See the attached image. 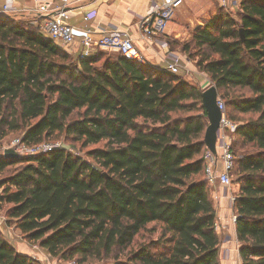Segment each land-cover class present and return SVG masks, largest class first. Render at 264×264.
Instances as JSON below:
<instances>
[{"label": "trees", "instance_id": "1", "mask_svg": "<svg viewBox=\"0 0 264 264\" xmlns=\"http://www.w3.org/2000/svg\"><path fill=\"white\" fill-rule=\"evenodd\" d=\"M239 8L238 19L207 21L192 43L238 123L232 183L242 264H264V0ZM13 16L0 13V145L15 133L28 144L63 135L80 149L1 154V226L64 263L221 264L202 89L120 53L73 56ZM15 231L0 228V264H42L37 252L16 250Z\"/></svg>", "mask_w": 264, "mask_h": 264}, {"label": "built area", "instance_id": "2", "mask_svg": "<svg viewBox=\"0 0 264 264\" xmlns=\"http://www.w3.org/2000/svg\"><path fill=\"white\" fill-rule=\"evenodd\" d=\"M62 4L55 6L53 0H45L38 5L35 12L44 16L43 23L39 26L42 33L46 37L54 39L59 45L71 46L76 42L80 46L79 55L83 57L92 56L97 50L102 48H110L116 50L122 56L138 61L144 64L150 63L149 59L144 55L143 51L136 45L134 39L127 33L120 30L112 31L101 36L99 39L94 38L95 29L92 26H86L81 31V39H78V28L72 25L69 19L68 5L71 0H60ZM186 0H150L148 10L145 15L138 18L136 26L141 35L150 41L155 40L160 35H163L168 27V24L175 16L177 10L185 3ZM15 8L11 3H0V13L13 12ZM97 16L95 10L89 11L85 14L86 22L92 21ZM165 46V44L163 45ZM165 70L178 74L181 66L179 58L173 56L171 60L166 59ZM213 85L210 80L203 85L202 91ZM218 107L222 111V118L220 120V127L217 138V154L207 149L204 154L205 159V177L208 183L214 184L218 182L221 186L228 189L232 184L231 173L234 169L236 156L233 151V140L238 123L229 118L226 112L225 102L218 97ZM11 145H17V149L24 151L25 155H38L53 151L57 148L63 147L58 142L42 141L35 144H28L23 142L21 138H16L11 141ZM5 147H0V155L3 154ZM232 204L235 202V195L230 196ZM236 215L233 213L232 221L236 222ZM4 218L0 216V226ZM220 226L216 222V230ZM42 264H80L75 260L68 262H59L50 260L40 256L36 257ZM55 261V262H53Z\"/></svg>", "mask_w": 264, "mask_h": 264}, {"label": "crops", "instance_id": "3", "mask_svg": "<svg viewBox=\"0 0 264 264\" xmlns=\"http://www.w3.org/2000/svg\"><path fill=\"white\" fill-rule=\"evenodd\" d=\"M44 1L45 0H0V3H11L15 10L7 14L14 15L13 18H16V20L28 21L33 25H40L43 23L44 16H41L35 11L38 5ZM53 3L55 6L62 4L60 0H53ZM149 4L150 0H71L68 5V21L78 28V39H81V31L86 26H92V28L95 29V39H99L104 34L112 33V31L115 30L125 32L134 39L136 45L143 51L151 65L156 68H164L166 59L171 60L173 56H177L180 60V54L178 51H171L168 48V40H160L159 38L153 41L147 40L137 29V20L146 14ZM92 10L97 12V16L92 21L86 22L84 16L87 12ZM1 14L6 15L5 13ZM172 31V27L169 26L165 32L166 39L170 36ZM78 44L79 43L76 42L73 45L80 48ZM164 44L165 46H163ZM229 195L227 192L211 195L218 212L216 222L217 225L220 226L218 230L221 239L220 260L221 264H242L236 223L232 221L234 208L229 200ZM0 228L6 230L13 229V231H15V227L8 224H4L0 226ZM12 244L18 252L28 255L35 254L37 248L35 244L28 242L23 236H20V239H16ZM39 251L42 253L41 257L49 258L44 251Z\"/></svg>", "mask_w": 264, "mask_h": 264}, {"label": "rangeland", "instance_id": "4", "mask_svg": "<svg viewBox=\"0 0 264 264\" xmlns=\"http://www.w3.org/2000/svg\"><path fill=\"white\" fill-rule=\"evenodd\" d=\"M242 0H186L185 3L180 7L179 10L176 11L175 16L168 24V27H172L173 31L171 32L170 36L165 37V33L163 35H160L158 38L160 40H168V48L171 51H178L180 54V60L179 64L181 66L180 75H182L185 80L192 82L194 85L199 86L201 89L203 88V85L207 83V80L209 78L207 77L206 73L198 66L197 60L199 56H197V48H195V44L192 43L193 35L195 31L205 25L207 21L212 19L213 17L223 13L228 14L231 17H234L238 19V12L240 7V2ZM7 14V13H5ZM167 27V28H168ZM61 45V44H60ZM186 45H189V48H186ZM63 49L68 51L71 55L75 56L79 54L80 48L76 45L71 46H63L61 45ZM184 47L186 50L185 51ZM105 52L108 54H118L116 50L112 49H104ZM206 79V80H205ZM21 135L18 134H11L10 136L3 139L0 145L1 148L7 147L11 144V141L14 139L20 137ZM236 136L234 137L233 142H235ZM51 142H58L61 145H64L67 147V150L69 151H79V145H74L71 140H67L65 136L61 135H54L51 140H48ZM86 151V150H84ZM238 151V155L245 152V150ZM3 153V152H2ZM82 155L85 156V152H81ZM232 179L235 178L234 171L231 173ZM209 184V189L211 191V195L217 193H223L227 192L230 196L235 195L237 192V186L232 183L231 186L228 189H225L223 186H221L218 182ZM232 203V201H231ZM1 216L4 215V209L0 210ZM19 234V233H18ZM16 235V238H20V234ZM41 249L36 248V252L38 256L42 255V253L39 251ZM121 258H123V255H121ZM112 259H109L105 263H110ZM55 262V261H53ZM89 264H97V263H89Z\"/></svg>", "mask_w": 264, "mask_h": 264}, {"label": "water", "instance_id": "5", "mask_svg": "<svg viewBox=\"0 0 264 264\" xmlns=\"http://www.w3.org/2000/svg\"><path fill=\"white\" fill-rule=\"evenodd\" d=\"M241 36L244 40L243 29H240ZM218 90L215 85H211L202 92V99L204 107L207 111V117L209 125L205 133V145L207 149L211 150L214 154H217V138L218 130L220 127V120L222 118V111L218 107ZM25 156L24 151L17 149V145L7 146L3 150V157L5 158H22ZM254 247H261L257 243L253 244Z\"/></svg>", "mask_w": 264, "mask_h": 264}]
</instances>
